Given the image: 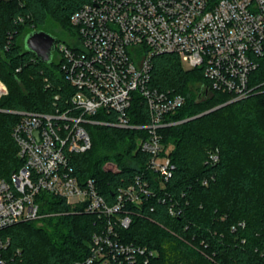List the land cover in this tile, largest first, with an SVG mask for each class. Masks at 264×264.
Wrapping results in <instances>:
<instances>
[{"label":"trees","instance_id":"trees-1","mask_svg":"<svg viewBox=\"0 0 264 264\" xmlns=\"http://www.w3.org/2000/svg\"><path fill=\"white\" fill-rule=\"evenodd\" d=\"M86 1L0 0V79L9 88L1 108L53 112L64 106L69 87L59 62H42L26 49L25 37L49 19L65 32L76 30L71 16ZM153 64V87L186 96L170 115L180 123L160 130L175 165L172 177L163 180L148 167L150 156L139 148L145 131L111 125H87L92 147L71 156L75 175L81 183L92 178L109 204L136 176L148 181L152 193L118 213L131 218L118 228L121 238L155 252L148 264H264V64L252 72L253 91L233 101L222 91L200 96L194 85L205 83L203 72L186 69L173 53L155 56ZM130 113L134 123L149 121L139 100ZM18 120L0 111V178L23 164L12 135ZM36 199L39 219L5 229L7 253L18 264H74L86 257L100 224L96 213L47 191Z\"/></svg>","mask_w":264,"mask_h":264},{"label":"built area","instance_id":"built-area-1","mask_svg":"<svg viewBox=\"0 0 264 264\" xmlns=\"http://www.w3.org/2000/svg\"><path fill=\"white\" fill-rule=\"evenodd\" d=\"M71 23L74 42L58 41L55 49L69 87L64 106L53 112L0 107L19 115L12 135L23 160L9 179L0 178V264H18L7 253L10 237L4 232L41 216L36 199L41 191L81 205L100 220L89 254L74 264H148L155 252L125 242L118 230L131 223L128 214H118L125 203L152 193L148 181L136 176L109 204L92 178L80 182L71 156L92 147L87 125L140 129L145 136L139 148L150 156L148 167L169 180L175 165L160 130L180 123L170 115L185 105L186 96L150 84L155 56L173 53L184 67L187 62L201 69L204 96L213 91L231 94L230 101L248 96L252 72L264 64V0H88ZM8 93L0 79V102ZM137 100L147 106L145 124L132 121ZM99 114L106 118H96Z\"/></svg>","mask_w":264,"mask_h":264},{"label":"water","instance_id":"water-1","mask_svg":"<svg viewBox=\"0 0 264 264\" xmlns=\"http://www.w3.org/2000/svg\"><path fill=\"white\" fill-rule=\"evenodd\" d=\"M58 37L45 29H36L25 37V46L28 51L37 55L45 63H51L54 59V51ZM203 89V88H202Z\"/></svg>","mask_w":264,"mask_h":264},{"label":"rangeland","instance_id":"rangeland-1","mask_svg":"<svg viewBox=\"0 0 264 264\" xmlns=\"http://www.w3.org/2000/svg\"><path fill=\"white\" fill-rule=\"evenodd\" d=\"M44 28L47 31H49V32L53 33L54 35H56L59 39L65 40V41H67L69 43H73L75 38H76V30H74L72 32H68V31L65 32V30L62 28V25L59 22H57V21H55L53 19H49L48 22L46 23V26ZM54 60L58 61V58L56 57V55L54 56ZM184 65H185L186 69L192 70V67L189 65V63L186 62V63H184ZM194 86H195L194 87L195 91H197L196 90L197 88L200 89L197 86V84H195ZM106 167H108L109 169L112 168L111 164H108V166H106ZM39 224L42 225L41 222H39Z\"/></svg>","mask_w":264,"mask_h":264},{"label":"flooded vegetation","instance_id":"flooded-vegetation-1","mask_svg":"<svg viewBox=\"0 0 264 264\" xmlns=\"http://www.w3.org/2000/svg\"><path fill=\"white\" fill-rule=\"evenodd\" d=\"M56 55V51H54V56ZM200 96H202V92L200 91Z\"/></svg>","mask_w":264,"mask_h":264}]
</instances>
